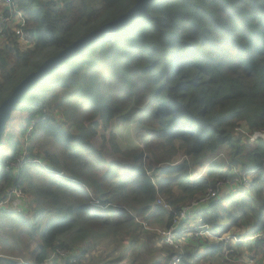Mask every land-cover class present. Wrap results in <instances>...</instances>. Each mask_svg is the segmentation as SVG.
Instances as JSON below:
<instances>
[{"label":"trees","instance_id":"obj_1","mask_svg":"<svg viewBox=\"0 0 264 264\" xmlns=\"http://www.w3.org/2000/svg\"><path fill=\"white\" fill-rule=\"evenodd\" d=\"M137 1L19 0L35 40L24 46L10 33L0 46V105L45 60ZM42 54L47 57L31 70ZM59 98L62 103L54 106ZM20 111L31 112L21 127L36 119L29 139L40 136L63 152L42 158L52 170L38 190L45 222L37 223L44 226L26 264H51L58 251L68 259L53 264H85L98 248L99 260L108 250L119 253L103 264L123 258L121 264H168L180 252L155 230L170 228L175 214L217 181L264 164V0H155L145 16L75 53L33 85L12 116ZM130 123L143 124L140 148L119 143L117 126ZM25 146L34 156L28 140L17 142L10 163L22 158ZM223 146L228 159L217 155ZM4 148L3 140L0 154ZM23 164L0 172V199L23 191L22 178L37 167ZM159 197L171 210L156 204ZM205 207L198 216L213 235H225L224 221L240 230L237 237L264 233V172L250 186L224 187ZM10 214L24 215L0 210ZM182 241L181 264H225L229 250L231 258L245 251L264 259L260 241ZM1 261L19 264L6 256Z\"/></svg>","mask_w":264,"mask_h":264},{"label":"rangeland","instance_id":"obj_2","mask_svg":"<svg viewBox=\"0 0 264 264\" xmlns=\"http://www.w3.org/2000/svg\"><path fill=\"white\" fill-rule=\"evenodd\" d=\"M7 40V37L0 42V46H4L5 42ZM24 45V44H22ZM27 46V45H24ZM47 57L46 54L40 55L31 66V70L38 67L40 63ZM50 97V95H49ZM62 103L61 98H59L53 105H60ZM46 112V111H45ZM31 113L28 112H17L14 113V115L11 117V119L8 121L6 125V130L3 136L4 142H5V148L4 152L0 154V172L2 170H7V172H10V167L7 168L8 164L10 163L8 158L10 156V152H13V145L17 142H22L28 140L29 147H34L33 155L29 153L26 150V146L23 150V148L20 149L21 152H19L20 156L25 155V164H30L37 166L36 168H31L29 172L26 173L25 178H22L23 180V186L22 189L24 191V194L26 195V202L22 208V213L24 215H16V214H10L8 216L0 215V220L4 218V221L0 223V257L3 258V256H6L7 258H12L14 261L18 262L19 264H26V258H29L31 256L36 248V244L39 242V234L42 232L43 226H38V222L44 223L45 220L42 218L39 213L42 211L41 209L45 207L44 204L41 203L42 198L39 196L38 190H40L41 183L45 185V183L50 181V177L46 175V173H52L51 167L46 163V161L42 160L43 157H45L47 154L52 156L54 152L57 154L63 155L62 148L58 145L46 141L44 138L38 136L34 139H29L30 134L33 132L35 128V122L36 119H33L31 123H26V128H23L25 124L24 117ZM57 118H60V116H57ZM66 129L70 130L72 134H77L74 128H69L65 126ZM118 133V140L121 146L124 149H136L140 148L139 141L141 140V137L139 133L142 135L145 132L143 128V124H137V123H130L128 125L124 126H117L116 128ZM9 134V136H8ZM262 135V134H261ZM7 141H11L10 144H8ZM229 148L227 146H223L219 149L217 152L218 156L224 157L225 159H228L229 157ZM38 156V157H37ZM19 159V158H18ZM23 164L22 166H24ZM43 169L45 172H41L42 174L37 175L36 172ZM62 174L58 173L56 175L57 177H60ZM63 176V175H62ZM255 176H252L249 181L250 186L253 178ZM43 179V180H42ZM40 182V184L38 183ZM3 184V182L1 181ZM34 186V187H33ZM31 193L33 196L31 197ZM1 195V194H0ZM38 196V201L35 202V197ZM21 202H15L14 204H11L13 208H19V205ZM39 210V212H38ZM228 223L226 221L221 222V228L222 233L221 234H231L237 236L231 229H228ZM158 231H161V228H157ZM157 233V232H156ZM159 234V233H157ZM161 235V234H159ZM162 236V235H161ZM160 236V237H161ZM163 238V237H162ZM164 239V238H163ZM187 247V246H186ZM99 251V248H98ZM96 251L93 255L94 257L92 259L87 258L85 260V264H103L104 261L114 260V257L116 256V259L119 255L117 252H113V250H108L107 253H104L100 260V254ZM131 255L128 254L127 257ZM98 259V261H97ZM226 261L225 264H249L250 260H254L253 264H263L264 259L263 258H252L245 256V251L241 253L240 256H235L233 258L230 257V255H226ZM125 261V258L117 264H121ZM201 261L205 262L208 261L204 255L201 256ZM0 264H8L6 262H0Z\"/></svg>","mask_w":264,"mask_h":264},{"label":"built area","instance_id":"obj_3","mask_svg":"<svg viewBox=\"0 0 264 264\" xmlns=\"http://www.w3.org/2000/svg\"><path fill=\"white\" fill-rule=\"evenodd\" d=\"M57 1V0H52ZM27 19L25 12L20 7L19 0H1L0 1V42L3 41L8 35L13 33L17 38L18 42L27 46L34 43L35 37L29 31L26 30ZM262 138L264 139V131L262 132ZM22 158L16 159L15 163H9L7 168H19V164L25 162V155L20 156ZM264 172V164L260 168L253 170H240L232 179H223L217 181L213 188L206 192L203 196L196 200H193L190 204L183 207L180 212L176 213L173 220V224L168 229H162L161 231L155 230V232L161 234L165 243L175 250L179 251L180 254H174L171 256V261L168 264H181L182 257L185 251V244L182 239L188 238L194 241H199L202 238H212L218 242L226 244H238L245 241H260L264 246V233L255 231L246 238L237 237L231 234H225L216 236L211 232V226L207 224L202 216H198V211L205 209L207 205L213 202L219 192L224 187H242L249 185L250 178L258 173ZM58 175V174H56ZM9 195L14 196L1 198L0 199V210L8 211L10 213H19L22 210V205L26 202V195L22 190H11L8 192ZM15 202H21L18 209L13 208L11 204ZM157 205L162 206L165 210H171L170 206L163 200L162 197L157 198ZM183 222V224H182ZM232 250L226 251V255H230ZM62 259L67 260V254L64 252H57L50 258L51 264L54 260ZM47 261V262H48ZM76 263V261H72ZM254 260H250L249 264H253ZM264 264V262H263Z\"/></svg>","mask_w":264,"mask_h":264},{"label":"water","instance_id":"obj_4","mask_svg":"<svg viewBox=\"0 0 264 264\" xmlns=\"http://www.w3.org/2000/svg\"><path fill=\"white\" fill-rule=\"evenodd\" d=\"M154 1L155 0H138L128 12L118 17V19L101 26L99 29L89 33L87 36L78 39L56 56L45 60L35 72H32L24 80H22L14 88L9 97L0 105V143L3 141L2 139L6 130V125L10 120L16 105L33 85L42 81L52 70L60 67L75 53L83 51L87 46L95 43L100 38L107 36L117 29L129 25L141 16H145L150 5Z\"/></svg>","mask_w":264,"mask_h":264},{"label":"crops","instance_id":"obj_5","mask_svg":"<svg viewBox=\"0 0 264 264\" xmlns=\"http://www.w3.org/2000/svg\"><path fill=\"white\" fill-rule=\"evenodd\" d=\"M206 209V208H205ZM182 224H183V222H182ZM231 231H233V232H237V233H239L240 232V230L239 229H232ZM237 235V234H236ZM237 244H235V246H236ZM245 256H248V257H252V258H260L261 257V255L260 254H253V255H250L249 254V252H245Z\"/></svg>","mask_w":264,"mask_h":264}]
</instances>
